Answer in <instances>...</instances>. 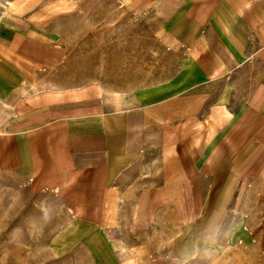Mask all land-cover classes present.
Masks as SVG:
<instances>
[{
	"label": "crops",
	"instance_id": "0c3cea01",
	"mask_svg": "<svg viewBox=\"0 0 264 264\" xmlns=\"http://www.w3.org/2000/svg\"><path fill=\"white\" fill-rule=\"evenodd\" d=\"M43 1L0 40V154L91 228L66 261L264 264V0H120L157 17L168 66L123 55L69 85L67 17L104 0Z\"/></svg>",
	"mask_w": 264,
	"mask_h": 264
},
{
	"label": "rangeland",
	"instance_id": "374dc122",
	"mask_svg": "<svg viewBox=\"0 0 264 264\" xmlns=\"http://www.w3.org/2000/svg\"><path fill=\"white\" fill-rule=\"evenodd\" d=\"M46 3L43 0H0V40L6 41L12 31L30 25V16H36ZM102 4L88 10L82 19L66 16L61 37L68 45L66 85L78 82L74 76H79L80 72L83 81L92 73L105 75L109 66L121 61L123 55H146L148 68L155 66V60L163 67L168 66L165 64L167 56L158 43L163 37L156 30L160 23L155 15L140 14L120 0H104ZM41 11L39 18L43 21L45 16ZM0 71L7 73L5 63H0ZM11 108L12 99H0V135L8 131ZM2 159L0 154V264H76L74 258L66 261L67 253L79 246L82 233L90 232L91 228L72 221V213L60 205L50 191H33L20 171L2 164ZM141 212L136 206L135 215ZM206 245L200 241L197 246ZM124 249V264L142 257L134 255L132 245ZM193 258L201 263L203 256Z\"/></svg>",
	"mask_w": 264,
	"mask_h": 264
}]
</instances>
